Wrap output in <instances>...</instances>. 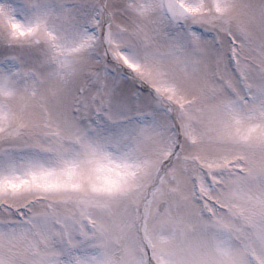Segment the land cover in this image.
<instances>
[{
	"label": "snow or ice",
	"instance_id": "1",
	"mask_svg": "<svg viewBox=\"0 0 264 264\" xmlns=\"http://www.w3.org/2000/svg\"><path fill=\"white\" fill-rule=\"evenodd\" d=\"M0 264H264V0H0Z\"/></svg>",
	"mask_w": 264,
	"mask_h": 264
}]
</instances>
